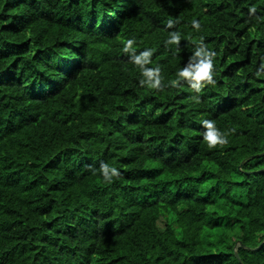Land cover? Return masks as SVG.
Listing matches in <instances>:
<instances>
[{
    "label": "trees",
    "instance_id": "16d2710c",
    "mask_svg": "<svg viewBox=\"0 0 264 264\" xmlns=\"http://www.w3.org/2000/svg\"><path fill=\"white\" fill-rule=\"evenodd\" d=\"M0 264H264V0H0Z\"/></svg>",
    "mask_w": 264,
    "mask_h": 264
},
{
    "label": "clouds",
    "instance_id": "9594fccd",
    "mask_svg": "<svg viewBox=\"0 0 264 264\" xmlns=\"http://www.w3.org/2000/svg\"><path fill=\"white\" fill-rule=\"evenodd\" d=\"M191 23L195 29L199 30V21L193 20ZM173 25L174 21L169 20L167 27L171 28ZM180 35L181 34L178 31L170 32L169 39L166 40L165 43H177ZM134 43V39H127L123 45V52L129 55L130 61L141 70V74L143 76L152 80L151 84H149V88H158L160 78L156 75V69L144 68L145 64L151 63L149 58L152 57L153 50L144 49L143 51H140L139 54H135V49L133 47ZM215 55L216 54L214 52L209 53L203 51L202 49H198L194 53V56L190 58L188 65L178 70L177 78L187 80L190 88L195 89L197 92L203 89L205 85H214L216 83L214 79L216 71L214 64ZM173 86H177L175 82ZM201 123L207 129L202 135L204 141L210 149L215 148L218 145L223 146L227 143V141L220 135L213 120L205 119L202 120ZM95 174L96 173L93 172V175ZM100 174L105 182L110 183L114 177H119L120 172H118L115 167H110L108 164H102Z\"/></svg>",
    "mask_w": 264,
    "mask_h": 264
},
{
    "label": "water",
    "instance_id": "95a60500",
    "mask_svg": "<svg viewBox=\"0 0 264 264\" xmlns=\"http://www.w3.org/2000/svg\"><path fill=\"white\" fill-rule=\"evenodd\" d=\"M242 163V162H241ZM235 256L238 257L237 253L235 252Z\"/></svg>",
    "mask_w": 264,
    "mask_h": 264
}]
</instances>
